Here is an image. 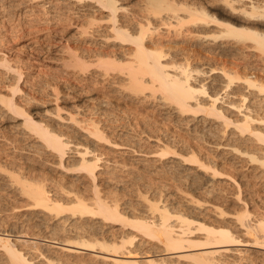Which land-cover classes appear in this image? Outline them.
Listing matches in <instances>:
<instances>
[{
  "label": "bare ground",
  "instance_id": "bare-ground-1",
  "mask_svg": "<svg viewBox=\"0 0 264 264\" xmlns=\"http://www.w3.org/2000/svg\"><path fill=\"white\" fill-rule=\"evenodd\" d=\"M132 1L69 0L73 7L84 10V13H80L83 15L71 18L77 26L75 29L79 35L91 31L98 32V36L102 35L106 38L103 39L106 45L111 43L110 39H113L112 42H117L115 45L118 47H123L125 42L131 46L124 51L123 56L110 52L111 48H108V51L95 48L93 62L86 60L80 53H71L67 65L72 67L74 73L84 74L90 70L91 65H95L100 71L99 75L103 76L99 84L112 87L113 90L110 92L114 94L119 93L120 90L117 89H123L124 92L128 90L136 95L143 94L145 99L148 96L159 95L165 103L175 105L181 114L204 113L203 126L198 127L201 136L206 138L207 135H212L218 139L228 134L244 140L247 143L244 149L233 145L234 149L231 151L239 153L238 162H242L241 165L243 161L240 157L244 156H247L249 162L258 163L257 167L260 168L258 176L262 180L264 192V80L253 77V73L250 75L251 73L244 72L245 74L242 75L238 71L239 68L232 67V69L226 62H222L223 65L216 64L215 67H209V71L197 67L194 69L187 61V63L178 62L179 59L177 60L174 55L169 57L168 54L171 53L165 52L162 40L154 36L160 28L158 20L162 21V24L175 26L179 34L182 33L181 30L186 24L191 23L196 26L186 29L194 33L197 38L211 37L209 38L213 44L211 50L216 54H222V52L223 55L230 54L228 44L223 43L224 41L234 42L232 38L235 42L251 46L258 51L259 57H264V0H195L194 6L190 5L188 0H134L138 4L137 8L133 6V3L130 4ZM154 19L157 21L155 22ZM206 26H212V28ZM222 39L224 41H220ZM247 41H250V44ZM0 64L6 68V72L11 70L16 72L13 74L15 80L10 81L9 91L0 92V113L12 119L16 118L9 123L15 126V130L16 128L20 130L17 132L19 136L23 135L12 140L13 149L18 147L19 140L33 136L37 144L34 145L36 153L40 155L49 153L56 157L61 166L84 171V177L89 182L87 186L75 184L76 187L68 186L69 184L56 179L53 182L49 174L48 176L41 171L36 173V167L31 163L25 167L23 165L26 161L22 165L12 159V155L5 161L6 158L2 159L4 154H0V170L3 169L0 173V264H180L179 262L183 259L195 264H234L233 259L225 260V258L233 257L239 259L241 250L233 247L234 245L246 242L244 244L258 245L257 247L264 249V194L261 195L258 205L254 204L258 209L256 213V210L251 208L253 201L250 203V199L252 198L249 195L244 198V194L242 195L244 184L237 179L238 175L234 173L237 175L235 177L233 173L231 174L228 166L226 168L229 170L221 171V163L217 159L221 155L219 151L221 147L218 146H221L222 142L219 143L216 140L217 148L215 149H218V153L216 151L217 154L214 155L212 162L206 163L207 161L199 159L195 154L182 156L184 161L198 163L200 168L212 169L214 176L226 174L237 182L236 197L239 201H243L240 210H236L237 212L234 210L237 226L232 227L234 225L231 226L222 221L218 223L215 221V223L205 219L200 220L194 210L198 206L196 204L198 201L193 198L187 199L184 203L188 208L187 211L172 209L168 204L161 203V199H150L149 209L144 214L127 215L122 204L117 199L105 196L97 183V168L104 152L97 147H92L89 142L75 143L66 127L56 123L57 116L64 118L59 103L55 104L53 110L43 107L42 104L33 109L30 106V103H34L33 98L30 94L29 96L26 94L29 91L25 95L22 93L23 95L19 98L17 93L24 88L20 84L24 71L17 66L13 67L6 56H3ZM207 72L216 73L211 77L210 85L204 82L205 77L203 79L200 77V80L197 78ZM88 80L89 78L85 87L90 88V84L94 81L90 79V83ZM115 84L119 88H115ZM91 89L94 91L95 86ZM53 93L55 100H58V89L53 88ZM23 96L29 104L28 107L21 101ZM86 96L91 99L96 98L92 97L93 95ZM87 97L84 96V99L86 100ZM111 99L108 94L95 99L97 110L92 112L94 116L91 115L92 117L90 116L82 127L87 131V136L94 139L93 142L100 143L106 140L119 146L122 142L110 140L111 135L108 134V126L105 125L106 120L116 121V115L112 114H115L113 109V112H110ZM101 111H103L102 114L95 116ZM54 114H57L56 117ZM18 116L23 119H18ZM69 118L75 122H81L73 114ZM8 127L10 125L6 128ZM156 131L157 129H154V132ZM133 140L130 139L127 141L129 143H124L134 148L138 142L133 143ZM169 141L168 139L166 144H169ZM172 144H174L173 147L176 146L175 143ZM224 146L229 144L225 142ZM167 148L166 146L161 149V156L169 154L170 151ZM134 150L132 149L133 152ZM184 150L181 151L184 152ZM70 154L76 157L77 161L67 160ZM182 162H179V165ZM108 165L110 164L105 165L104 172L109 170ZM197 177L199 176L196 173L188 174L186 181L188 178L197 181ZM48 180H52V183ZM243 182L245 185L251 184L247 181ZM216 207L220 209L218 211L214 208L218 215H227V208L222 209L219 204ZM18 209L24 210V213L17 212ZM228 213L230 214V211ZM23 215L25 216L22 217L23 229L20 231L17 230L18 220L13 219L21 218ZM97 218H101L105 224L121 222L122 229L113 233L104 232L98 229L102 226H98L101 222L96 224L99 220L101 221ZM225 219L227 222L228 218ZM5 226L9 228L6 229ZM127 226L134 228V231H130V228L129 232L125 228ZM198 230L201 231L200 234L197 233ZM239 230L244 231L243 234L249 237L240 238ZM15 232H22L21 235L25 233L33 237L36 235V238L40 236L48 242L51 240L59 245V252H46L41 241L31 240L33 237L19 239L16 237L17 234L14 235ZM82 249L88 252L78 255V250ZM246 258L249 259V256ZM254 262H256L255 258Z\"/></svg>",
  "mask_w": 264,
  "mask_h": 264
},
{
  "label": "rangeland",
  "instance_id": "rangeland-1",
  "mask_svg": "<svg viewBox=\"0 0 264 264\" xmlns=\"http://www.w3.org/2000/svg\"><path fill=\"white\" fill-rule=\"evenodd\" d=\"M188 1L190 5L194 6L195 0ZM132 3L135 8L138 7V4H136L134 0L130 2V4ZM83 11L84 10L79 7H73L72 3H69V0H0V61L3 59V56H6L13 67L17 66V68H21L24 71V74L20 79L21 87H24L22 88L23 92H18L17 96L20 98L21 95H25V93L29 91L30 93L27 92L26 94L28 96L30 94V97L33 98L34 103H30L31 108L33 107V109L43 105V107L45 106L46 108L53 110L56 106L55 104H60V111L64 118L58 116L57 118V114H54L56 117V123L66 127L71 139L75 143L89 142L92 147H97L101 152H104L102 159L99 162L100 165L97 168V183L100 185L99 187L105 196H108L110 199H117L122 204L127 215L144 214L149 209L148 204L150 199H161V203L164 202L168 204L172 209L187 211L186 209L188 208L184 203L187 199L193 198L198 201L196 202L198 206L194 210L200 220L205 219V221H217V223L222 221L225 224L231 226L234 225L232 227L237 226L238 224L235 222L236 216H234V210H240L239 208L243 204V201H239L236 197L235 191L237 190V182L226 174L214 176L212 169L200 168L198 167V163L184 161L182 156L195 154L199 159H203L205 162L207 161L206 163L212 162V160H214V155L218 153V149H215L217 148V143H215L216 140L219 143L222 142V144H225V142L226 144H229V146L226 147L224 144L218 146L221 147V149H219L221 155L220 158L217 159L219 163H221V171L229 170L226 168L228 166L230 167L231 174L233 173L234 175V173H236L238 175L239 178L236 174L234 176L244 184L242 185V195L244 194V198L248 195L252 198L250 199V203L253 201L251 208L256 210L257 213L258 209L256 206L261 200V195L264 194L262 180L260 176H258L260 174V168L257 167L258 163L249 162L247 156H244L240 157V160L243 161V164L241 165L242 162H238L239 153L237 151H231V149H234L233 145H237L241 149H244L247 145L244 140H240L241 138L239 137L229 136L228 134L226 136L222 135L221 138L219 137L218 139L212 135H207L206 138H204V136H201V132L198 131V127L202 128L201 126H203L202 120L204 119V113L191 112L181 114L175 105L165 103L159 95L148 96V98L145 99L143 94L136 95L128 90L124 92L123 89H117L120 90L119 93L121 94H114L113 92H110L113 90L112 87L99 84V80L102 79L103 76L99 75L100 71L97 70L95 65H91V67H89L90 72L87 71L85 72L86 74L81 72L74 73L75 71L72 67L67 65L71 53H80L86 60L93 62L95 60L93 51L96 49L108 51V48H111L109 49L110 52L118 53L116 54L117 56H123L125 54L124 51H127L131 46L125 42L123 43V47H118L115 45L117 42H112L113 39H110L111 43L109 42L106 45L105 40H103L105 37H102V35L98 36V32L91 31L92 33L89 32L84 35H79V33L76 32L77 29H75L77 26L73 23V19L71 20V18L83 15L80 14ZM99 21L102 22V20ZM154 21L156 22L157 19H154ZM158 25L160 28L157 29L158 31L154 33V36L159 38L160 41L162 40L161 42L165 48V52L171 53L168 54L169 57L170 55H174L177 60L179 59L178 62H188L192 68L195 69L197 67L206 71H209L208 69L211 67H215L216 64L223 65V63L226 62L228 67H233L234 69L239 68L240 70L238 69V71L242 75L245 73H251L250 75H252L253 73V77L255 76V78L258 77V79L262 78L264 80V57H259L258 51L251 46H246L242 42H235L232 38L231 40L234 42L230 43H227L222 39L220 41H224L223 44H228L230 47H228L230 54H226L230 57H227L225 54L223 55V52L222 54H216L211 50V47L213 46L212 41H210L211 39L209 40L211 37L208 36L206 37L207 39L197 38L194 33L191 32V34L190 31L186 29L196 26L195 24H186V26L182 28L181 34L176 31L175 26H168L164 23L162 24V21L159 20ZM206 27L212 28V26ZM247 43L250 44V41H247ZM112 48L116 49V51ZM167 49L170 50L168 51ZM216 61H219L220 63H217ZM5 70L6 68L0 64V92L7 93L11 88L9 86L10 81L15 80V75L13 74L16 72L14 70L6 72ZM94 71L95 73H93ZM92 73L93 75H91ZM194 73L196 74V72ZM215 74L207 72L203 75L201 74L202 76L197 75V78L200 80V77L201 79L205 77L206 79L204 82L210 85V79L212 76H215ZM87 78H89V80L93 79L94 82L92 84L90 80V85L91 87L95 86L94 91L91 87H85ZM53 88L58 89V100H55ZM115 88H119V86L115 84ZM127 93H130L131 95H128ZM97 94L99 95L97 96ZM107 94L113 99H111L110 103L112 108L109 107V109L111 108L110 112L113 109L115 114L112 113L113 111L111 113L114 116L116 115V121L112 122L106 120L105 122V125L108 126V134L111 135V137H109V135L108 137L110 140L113 139L116 142H122L120 143L121 146H116L113 143L106 142V140H104L105 142L102 141L100 143H95L93 142V138L87 136V131L82 127L91 115L94 116L92 112L97 110L95 99L102 98ZM86 95H93L92 97L95 96L96 98L91 99ZM112 95L113 97L115 96V98H113ZM84 96L87 97L88 100H85ZM35 99L36 101H34ZM21 101H23L22 103L24 105L26 104L25 106L29 105L25 101L24 96L21 98ZM116 105L119 107L117 108ZM102 112L103 111L99 112V114L97 113L95 116L98 117ZM3 114L0 113V127L2 126L0 128V154H4L2 155V159L6 158L5 161L9 160L12 155L11 158L15 159L20 164L23 162L25 163L26 161L25 165H23L24 163L22 164L23 166L26 167V165L31 163L36 167L35 172H45L46 175L49 174L51 178H53V182L54 179H56L57 181L67 183V185L69 184L68 186L74 185L73 187H76L79 183L87 186L89 182L88 179L84 177V171L77 169L71 170L65 166H61L56 157H53L49 153H43L41 154L42 156L39 153H36L34 151V145L37 144L36 139L33 138V136L30 138L26 137L27 139L23 138L21 139L22 141L19 140L18 147L13 149L12 140L19 136L17 132L20 130L18 128L15 130V126L10 124L16 118L12 119L10 116H3ZM71 114L81 122H75L69 118ZM18 119L21 120L23 118L18 116ZM5 125L6 127L10 125V127L6 128ZM154 129L159 131L154 132ZM113 135L114 137L112 138ZM130 139H134L132 141L133 143L134 141L138 142L134 148L131 145L126 144L129 143L127 141ZM168 139L170 140L169 142L171 143V146L170 143L166 144V142L168 143ZM172 143H175L177 147H173L174 144ZM166 146L170 152L165 156H161V149ZM132 149H135L134 152ZM182 149H185L184 152L181 151ZM71 154L67 157V160H70L71 162L77 161V158L72 157ZM182 160L184 162H182ZM179 162H182V164L179 165ZM106 164H110L108 165L110 168L108 171L104 172L103 169ZM210 165H212V163H210ZM1 170L3 171V169ZM1 170L0 173L2 172ZM191 173L198 174L199 177H197V181H192L190 180L191 178H188V181H186L187 175ZM48 181L52 183L50 180ZM243 181L250 182L251 184L245 185ZM1 192L4 191L1 190ZM249 197L246 198L249 199ZM218 204L219 207L223 204L224 206H221L222 209L227 208L226 210L228 212L230 211V214L225 210L227 215H218L217 210H220L216 207ZM254 204L257 205L254 206ZM214 208H217V210ZM17 212L24 213V210L18 209ZM22 217L25 216L23 215L21 218L13 219L18 220L19 228L17 227V230L20 231L23 229ZM225 218L231 220L229 221L227 219L226 222ZM100 222L101 224L98 225ZM96 224L102 226L98 229L107 233H113L122 229L121 222L105 224L101 219V221L99 220ZM3 227L2 229H4ZM5 228L8 229L9 227L7 228V226H5ZM125 228L128 229V231L130 228V231H134V228L132 229L130 226ZM43 229L46 231L45 228ZM199 231L200 230L197 231L198 234L201 233V231ZM239 231L241 233L240 238L243 237L244 239H247L249 237L243 234L244 231ZM21 234L22 232L14 233L17 238L22 240L33 237L32 235L28 236L25 233H23V235ZM37 238L35 235L31 240L41 241V245L42 247L44 245L43 248L46 252H59V245L57 243L51 242V240L48 242L40 236ZM241 243L242 242L233 246L241 250L239 251L240 255L238 254L239 257L237 255L240 260L237 258L235 259V257L225 258V260L228 259L229 261L230 259H233V263H236L237 260L238 262L236 264H241L242 262H244L243 264H249V262H251L250 264H262L263 261L264 264L263 248L260 246L257 247L258 245L251 246L249 244H244L246 242ZM78 252V255H83L88 251L82 249L78 250ZM248 256L249 259H252H247L246 257ZM254 258L256 262H254ZM261 258H263V260ZM260 259L262 261H260ZM190 262V260L183 259L179 263L195 264Z\"/></svg>",
  "mask_w": 264,
  "mask_h": 264
}]
</instances>
